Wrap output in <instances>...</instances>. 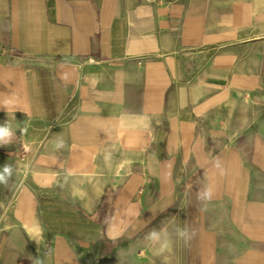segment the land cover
Returning <instances> with one entry per match:
<instances>
[{
    "label": "crops",
    "instance_id": "obj_1",
    "mask_svg": "<svg viewBox=\"0 0 264 264\" xmlns=\"http://www.w3.org/2000/svg\"><path fill=\"white\" fill-rule=\"evenodd\" d=\"M0 264H264V0H0Z\"/></svg>",
    "mask_w": 264,
    "mask_h": 264
},
{
    "label": "clouds",
    "instance_id": "obj_2",
    "mask_svg": "<svg viewBox=\"0 0 264 264\" xmlns=\"http://www.w3.org/2000/svg\"><path fill=\"white\" fill-rule=\"evenodd\" d=\"M12 135V132L8 126L0 125V142H6ZM10 173V167L5 164L0 171V181H4L7 175Z\"/></svg>",
    "mask_w": 264,
    "mask_h": 264
}]
</instances>
